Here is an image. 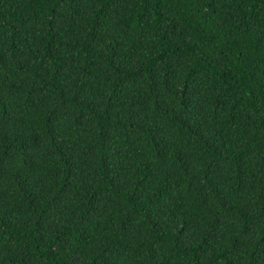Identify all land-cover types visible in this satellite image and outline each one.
<instances>
[{
  "label": "trees",
  "instance_id": "trees-1",
  "mask_svg": "<svg viewBox=\"0 0 264 264\" xmlns=\"http://www.w3.org/2000/svg\"><path fill=\"white\" fill-rule=\"evenodd\" d=\"M0 264H264V0H0Z\"/></svg>",
  "mask_w": 264,
  "mask_h": 264
}]
</instances>
